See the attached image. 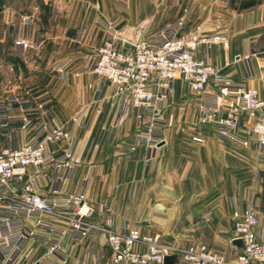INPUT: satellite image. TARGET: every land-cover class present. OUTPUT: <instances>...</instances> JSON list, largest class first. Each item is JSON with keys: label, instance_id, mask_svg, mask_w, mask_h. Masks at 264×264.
<instances>
[{"label": "crops", "instance_id": "obj_1", "mask_svg": "<svg viewBox=\"0 0 264 264\" xmlns=\"http://www.w3.org/2000/svg\"><path fill=\"white\" fill-rule=\"evenodd\" d=\"M129 2L124 9L110 0H0V42L20 35L31 43L26 50L16 48L23 62L18 69L5 45L0 53V97L10 96L11 119L0 128V146L20 147L60 126L69 132V138L47 144L56 157L69 158L50 161L39 171L29 166L15 193L29 184L58 203L64 195L85 193L97 223L136 226L179 246L205 244L233 264L242 251L233 242L235 210H258L255 231L264 240V158L256 143L244 146L201 121V106L216 103L217 87L210 84L197 96L178 78L164 110L166 140L150 147L136 143L137 115L119 119L114 86L91 65L105 39L102 17L126 20L122 29L149 16L146 32L184 19V31H225L228 45H201L197 57L264 97V0ZM37 3L42 12L23 21ZM23 117L34 120L28 129L21 128ZM251 123L244 113L240 131ZM44 218L67 229L61 247L51 249L42 239L51 232L27 218L37 236L24 243L16 264H114L102 233L80 238L63 220Z\"/></svg>", "mask_w": 264, "mask_h": 264}, {"label": "built area", "instance_id": "obj_2", "mask_svg": "<svg viewBox=\"0 0 264 264\" xmlns=\"http://www.w3.org/2000/svg\"><path fill=\"white\" fill-rule=\"evenodd\" d=\"M39 9L35 7L33 14L23 19H35ZM111 25L112 22L108 25L109 38L93 59L91 68L114 86L119 119L125 120L132 113L137 115L136 143L155 147L166 140L165 105L176 80L182 78L189 91L197 96L214 84L218 89L216 103L201 106V121L216 125L221 136L244 146L256 143L264 158V97L255 87L223 78L216 67L197 57L201 45H228L225 31L207 33L200 27L184 31L186 23L179 19L146 32L139 44L134 45L122 39ZM16 46L26 50L31 43L22 38ZM9 99L10 96L0 97V128L8 127L11 122L6 113ZM244 113L252 123L242 133ZM22 120L23 129L34 122L28 117ZM61 138H69L63 126L20 147L0 146V264L18 263L24 243L37 236L36 229L27 226V218L34 219L38 228L51 232V236L42 237L51 249L61 247L67 229L57 228L44 218L46 215L66 222L77 237L105 235L114 264H163L165 256L175 252L179 254V264H230L224 254L205 244L179 246L163 242L157 234H145L136 226L113 229L97 223L91 217L94 207L85 193L64 195L63 202L58 203L55 196L37 193L27 184L16 194L15 189L24 183L29 166L39 171L50 161L69 158L68 154L56 157L47 150L49 142ZM258 222L259 212L255 208L234 211L233 239H242L244 245L233 264H264V240L258 239L255 231Z\"/></svg>", "mask_w": 264, "mask_h": 264}, {"label": "rangeland", "instance_id": "obj_3", "mask_svg": "<svg viewBox=\"0 0 264 264\" xmlns=\"http://www.w3.org/2000/svg\"><path fill=\"white\" fill-rule=\"evenodd\" d=\"M110 1H112L113 3H115L116 1H117V3H120V4L122 3L124 5V9H128L129 8V4H130L129 0H110ZM37 6L40 8L39 10L42 12L43 6L40 3H37V4H35L32 7V9H31L32 11L30 13L26 12V13L23 14L22 17H24V15L25 16L26 15H32L33 12H34V8L37 7ZM22 9H24V7ZM22 20L26 21L23 18H22ZM110 22L113 23V25H111V27H113V30L119 31L120 28L126 23V20H123V21L119 20L117 22L115 18L114 19H105L104 17L101 18V23H103V25H104V30H105L106 34H105V39L103 40L102 44L99 47V50L102 47L104 41L109 38V34H108L109 26L108 25H109ZM77 33H78L79 37H82L84 35V29L80 28ZM22 38H25V37L17 35L16 37H13L11 41H7L6 43H4L5 48H6V54L8 55L7 58L11 59L14 63H16V65H17L16 68L19 67L20 65H23L22 58L20 57L21 52H19V50L16 49V48H18L16 46V42L19 39H22ZM82 38H80V39H82ZM99 50H98V53H99ZM98 53H97V56H98Z\"/></svg>", "mask_w": 264, "mask_h": 264}, {"label": "water", "instance_id": "obj_4", "mask_svg": "<svg viewBox=\"0 0 264 264\" xmlns=\"http://www.w3.org/2000/svg\"><path fill=\"white\" fill-rule=\"evenodd\" d=\"M150 24V17H144L136 25H126L124 28L118 31V35L125 41L137 45L141 41L142 37L146 33ZM233 242L243 249V240L240 238L234 239ZM163 264H179V254L177 252L171 253L165 256Z\"/></svg>", "mask_w": 264, "mask_h": 264}, {"label": "trees", "instance_id": "obj_5", "mask_svg": "<svg viewBox=\"0 0 264 264\" xmlns=\"http://www.w3.org/2000/svg\"><path fill=\"white\" fill-rule=\"evenodd\" d=\"M3 46H4V44L0 42V53L2 52V47Z\"/></svg>", "mask_w": 264, "mask_h": 264}]
</instances>
